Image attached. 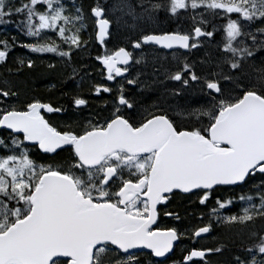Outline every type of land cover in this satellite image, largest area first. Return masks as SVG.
<instances>
[{"label":"snow or ice","instance_id":"obj_1","mask_svg":"<svg viewBox=\"0 0 264 264\" xmlns=\"http://www.w3.org/2000/svg\"><path fill=\"white\" fill-rule=\"evenodd\" d=\"M126 6L117 0L111 7L99 2L90 7L101 45L110 35L109 12ZM161 8L174 16L203 8L214 16L223 13L227 20L226 67L217 64L220 70L198 75L193 65L173 56L176 70L169 78L182 89H198L209 98L206 104L175 116L157 104L140 111L121 85L109 115L78 126H57L44 113H60L62 107L40 98L17 104L13 101L19 94L6 82L0 86V130L6 133L0 136V264H140L134 249H148L151 257L163 258L153 264H166L176 242L186 237L194 239L193 247L173 264H209L208 254L220 253L222 246L197 248L195 238L210 235L215 225L247 227L264 221V0L152 5L153 12ZM14 17L20 18L17 27L24 36L35 38L19 44L32 53H53L71 62L74 50L87 44L82 38L87 17L75 0L71 7L65 0H0V24L13 23ZM254 25L260 26L252 31ZM213 35L194 26L191 32L142 34L131 47L190 49L198 46L194 38ZM16 46L15 36L0 39V65ZM96 59L112 81L128 72L134 57L119 47ZM17 62L25 65L23 59ZM33 63L29 59L26 66ZM95 92L112 89L97 85ZM73 103L79 109L88 101L77 96ZM33 149L48 158L37 159ZM62 152L67 156L56 159ZM222 186L247 187L238 197L246 205L240 212L225 215L235 201L217 196L207 222L193 229L191 237L158 224L160 206L177 192L196 195L208 207ZM163 215L179 219L172 212ZM248 239L251 243L233 264H264V229L250 232Z\"/></svg>","mask_w":264,"mask_h":264},{"label":"flooded vegetation","instance_id":"obj_2","mask_svg":"<svg viewBox=\"0 0 264 264\" xmlns=\"http://www.w3.org/2000/svg\"><path fill=\"white\" fill-rule=\"evenodd\" d=\"M99 2L101 5H112L117 2V0H75L77 6H82L86 16H89V6L91 4H96ZM169 0H124V3L127 5L124 7L123 11H118L119 18L122 22H117L114 19L111 23V31L108 39L105 41L104 45L98 46L95 44V32L92 29V36L90 34L89 22L87 20V29L82 33V38L87 41L86 45H83L81 49L75 50L71 62L64 61H44L45 64H52L55 67L59 68L60 66H71V65H85V70L89 71L91 69H97L98 72L95 75L91 76H69L65 77L63 80V87L68 91L73 85L74 80H76L75 86L78 89L77 93L71 94V97L66 101H53L57 99L58 96L54 94L46 95L48 89L45 88L46 92L38 91L34 98H40L44 102H50L56 107H62L64 111L60 113H44L46 119H49L51 123L57 126H62L69 123L68 118L73 116L78 121L74 126L86 124L89 120L95 121L102 119L103 117L110 114L113 104L116 101L118 96V89L123 85L125 89V95L129 98L135 100L138 104L139 110L143 111V108L150 107L153 104L155 97L160 94L159 91H165L169 94V88L166 86L168 80L166 77H155L153 76H143V73L149 68H160V67H171L176 66L175 62L164 60L162 54H181L180 51L165 52L160 50V48L153 45H144L141 49H133L131 43L139 38L142 34H160L163 31H181V32H191L193 29V23L190 21L193 20V17L198 15H205L210 21L211 30L223 31L222 21L227 22L224 14L221 13L220 16H214L211 11L198 8L192 10H180L177 15H172L170 11L161 8L155 12L152 11V5L155 3L167 4ZM67 6L71 7L72 0H65ZM219 11V10H217ZM110 16V15H109ZM236 17V14H232V18ZM111 18V17H110ZM19 17H16L13 23L9 24H0V32L10 39V36L20 35L23 38V32L17 27L19 22ZM212 41L217 42L220 37L218 33L213 32ZM27 40L22 39L21 42H26ZM98 47H96V46ZM119 47H125L128 51L133 53V61L130 63L128 68L127 75L116 77L115 80L109 81L106 79L105 73L101 68L100 63H98L96 57L105 54L106 51L112 52ZM160 55V57H159ZM140 64H136V59H141ZM43 62V63H44ZM189 63V62H188ZM54 67V68H55ZM122 67V66H121ZM4 68H10L9 62L6 64L0 65V73ZM96 72V71H95ZM128 79L137 80L136 84L129 85L127 84ZM157 82L156 86L153 89L148 90L146 87L147 82ZM102 85L112 89L111 93L101 92L97 94L95 92V86ZM165 85V86H164ZM146 91V92H145ZM149 91H153L148 93ZM48 96V97H47ZM82 97L88 101L87 105L81 106L77 109L74 106L73 98ZM33 99V98H31ZM170 99V96H169ZM24 101H27L24 98H18L15 103L19 104ZM161 107H165V102L157 104ZM179 119V118H177ZM79 130V127H77ZM33 152L36 153V158L40 160L47 159L48 157L45 154L39 153L38 149H33ZM67 153L62 152L56 159H61L66 157ZM246 189L234 188L222 186L217 192L213 193L212 198L208 202V207L199 204L198 197L193 194H184L177 192L170 199V202L167 205H161V215L158 220L160 227H177L181 232L187 231L188 237H191L192 230L202 226V224L207 222L208 212L210 211L211 206L214 204L215 198L217 196L226 197L229 192L239 193ZM183 209L187 210L189 213V219L183 217V214L180 211ZM165 211L172 212L179 216V219H175L174 216H165L163 213ZM189 220L188 223L186 221ZM224 226V225H223ZM222 227V225H220ZM219 225L214 226V230L217 232L220 229ZM230 228V227H229ZM206 240V237L195 238V246L197 248H215L218 245L205 246L203 241ZM194 239L183 238L180 241L176 242L174 247L173 259L174 261H179L183 254H186V250L193 247ZM139 258V260L144 256L143 254H148L144 251H133ZM170 263V260L169 262ZM166 263V264H167ZM140 264H143L140 261Z\"/></svg>","mask_w":264,"mask_h":264},{"label":"rangeland","instance_id":"obj_3","mask_svg":"<svg viewBox=\"0 0 264 264\" xmlns=\"http://www.w3.org/2000/svg\"><path fill=\"white\" fill-rule=\"evenodd\" d=\"M201 19H203L205 21V23L201 24L200 21ZM208 23V20L205 17H201L199 20L196 21V24H199L201 26H204ZM252 30V28H251ZM253 31V30H252ZM224 46H222L221 48L208 42V41H204L202 43V49L201 52L198 53V56L200 57L199 60L197 59V53H194L195 55L193 56V58L191 59V61L188 59V56H184V57H180L182 60H188L189 64L194 66V70L196 71V73L198 75H205L207 74L209 71L215 70L218 71L220 70L219 68H217V64H220L221 67H226L223 65L222 61L225 58V54H224ZM160 57V55H159ZM172 60L173 57H171ZM262 59H264V57H262ZM256 62V61H255ZM253 62H249V64L251 65ZM57 71L58 67L55 68ZM150 70V74L151 76H153V78L155 77H159V76H164L167 78V80H169V74L174 72L176 70L175 67H160V68H149ZM249 71H252L253 69L251 67L248 68ZM56 72H53V74ZM153 73V74H152ZM143 76L145 75V71L143 73ZM15 84V83H14ZM157 82L155 80H153V82H147L146 83V87L148 90L153 89L154 86H156ZM12 82L7 83V86L10 87L12 89ZM146 92V91H145ZM153 91H149L148 93H151ZM160 94L158 96H156L155 98H157L155 101H153L154 103L160 104V103H164L165 102V109H167L169 111L170 115L175 116V113L190 108V107H199L203 104H206L208 101V97L206 95H204L203 93H201L198 89H194V88H189V89H182V86L180 84V82L176 83V82H172L171 83V89H169V94L165 93V91H159ZM179 92L180 94L177 95L176 93ZM170 96V99H169ZM19 98V96H18ZM18 101V99H16ZM16 100H14L13 102H16ZM179 118V117H176ZM258 183V181H256ZM241 203V202H240ZM242 207L246 206L243 205L241 203ZM241 209V208H240ZM220 227V225H219ZM230 227V228H229ZM243 227V228H242ZM260 229H264V221H257L254 224L248 225V227H245L243 225H235V226H229V225H222V227H220V229L217 230V232L215 231L212 236H210L207 241L204 240V242H208L209 246L212 245H217V243H229V244H233L235 242H251L248 239V235L250 232L252 231H257ZM217 259L223 260V261H230L231 264H233V262L231 261L230 257L228 256V253L224 254L222 252H220L217 256Z\"/></svg>","mask_w":264,"mask_h":264},{"label":"trees","instance_id":"obj_4","mask_svg":"<svg viewBox=\"0 0 264 264\" xmlns=\"http://www.w3.org/2000/svg\"><path fill=\"white\" fill-rule=\"evenodd\" d=\"M17 58L23 59L25 61V65L23 67L18 64ZM29 59L34 62L32 68H28L26 66ZM8 62L12 68H4L3 71H1L0 86H5V82L6 85L7 83L12 82V90L16 91L19 94L18 96L20 98H24L26 100L34 98L35 94L40 91L39 89H41V91L43 92H46V88L48 89L46 95L49 96L52 93L58 96V98L53 99V101H66L67 99H69V97H71V94L77 93L78 89L75 86L76 80H74L73 85L68 88L67 91L62 85L64 78L69 76H91V74H89L90 72L85 70V65L73 64L71 66H60L58 70L55 71V68H50L49 65L45 64L43 60L34 61V57L31 58L23 54L22 51L16 47L13 49L12 54H10ZM74 68L76 70L75 72H73ZM53 72L56 73L53 74ZM156 99L157 98H155L154 101ZM158 102L159 101H157L156 104H158ZM68 120L69 123H73V125L77 124L78 122L73 116L69 117ZM180 213L183 214L184 218L186 217L187 219H189L188 214L192 212H188L182 207ZM188 222L189 220L186 221V223ZM250 243L251 242L242 241L235 242L233 244L217 243V245L218 247L222 246V253H228L231 261H233L234 257L237 255H241L243 249ZM216 264L231 263L230 261H218Z\"/></svg>","mask_w":264,"mask_h":264},{"label":"bare ground","instance_id":"obj_5","mask_svg":"<svg viewBox=\"0 0 264 264\" xmlns=\"http://www.w3.org/2000/svg\"><path fill=\"white\" fill-rule=\"evenodd\" d=\"M11 70V69H10Z\"/></svg>","mask_w":264,"mask_h":264},{"label":"water","instance_id":"obj_6","mask_svg":"<svg viewBox=\"0 0 264 264\" xmlns=\"http://www.w3.org/2000/svg\"><path fill=\"white\" fill-rule=\"evenodd\" d=\"M148 250V249H147Z\"/></svg>","mask_w":264,"mask_h":264}]
</instances>
